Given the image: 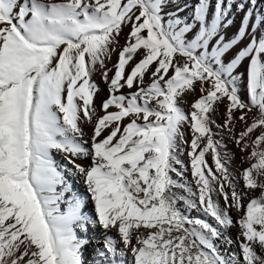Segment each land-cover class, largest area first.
I'll list each match as a JSON object with an SVG mask.
<instances>
[{
  "label": "snow or ice",
  "instance_id": "6c2138e0",
  "mask_svg": "<svg viewBox=\"0 0 264 264\" xmlns=\"http://www.w3.org/2000/svg\"><path fill=\"white\" fill-rule=\"evenodd\" d=\"M90 245L88 264H264V0H0V264Z\"/></svg>",
  "mask_w": 264,
  "mask_h": 264
},
{
  "label": "bare ground",
  "instance_id": "6f19581e",
  "mask_svg": "<svg viewBox=\"0 0 264 264\" xmlns=\"http://www.w3.org/2000/svg\"><path fill=\"white\" fill-rule=\"evenodd\" d=\"M196 2H197V0H178V3L181 6H183L185 4L194 5ZM226 2H227V0H226ZM192 11H193V8L192 7H188V8H186L184 10L183 13H181V15H182V17H187V18L190 19ZM230 15L235 18L236 24L232 28H229V29L226 30L227 31V35L229 37H231L235 33L236 28H238L239 22H240L241 17L243 16V13L242 12H237L236 9H235V6H233ZM121 43H123V38L121 39ZM115 60H116V56L114 55L112 57V62L114 63ZM109 66H111V65H109ZM94 79H96L99 82L100 78L97 75L96 77H94ZM100 87H101L102 91H101V93H100V95H99V97L97 99V105H99L100 99H103L107 95L106 85L101 83ZM189 100H191V97L189 98ZM221 111H222V109H221ZM239 127L240 126H238V130H239ZM85 132L90 135L91 134V126H86L85 127ZM228 147H229V149H231V151L233 153H235V158L232 161V168L237 170V171H239L242 167H246L247 166L246 164H242L241 163V153H240L239 148L234 146L231 142H229ZM57 159H59V157H57ZM209 162L211 163V161H209ZM86 163H90V161H86ZM188 178L191 179V176L189 175ZM76 190L79 193H81V194H83L85 192L83 184L81 182H79V181L76 184ZM85 200H86V207H85L84 211L88 212L91 215L93 213V211H94V202L91 201L90 199H88L87 197L85 198ZM66 207H67L66 204H61V209L62 210H66ZM234 215H236V213H234ZM237 231H238V229L235 228V227L232 229L233 237L236 235ZM77 234L80 235V236L84 235V233H82L78 228H77ZM88 235L89 236L99 237L101 235V230L99 228H95V229L89 228ZM92 247L93 246L90 245L87 249L83 250V252H84V260H85L86 264H88V262L90 261Z\"/></svg>",
  "mask_w": 264,
  "mask_h": 264
}]
</instances>
